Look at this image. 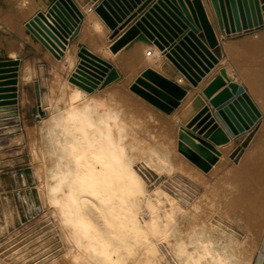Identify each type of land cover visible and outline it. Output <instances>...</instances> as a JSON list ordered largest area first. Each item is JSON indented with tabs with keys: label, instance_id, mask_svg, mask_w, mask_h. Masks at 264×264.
<instances>
[{
	"label": "bare ground",
	"instance_id": "obj_1",
	"mask_svg": "<svg viewBox=\"0 0 264 264\" xmlns=\"http://www.w3.org/2000/svg\"><path fill=\"white\" fill-rule=\"evenodd\" d=\"M46 2L47 0H27L17 10L4 11L0 7L1 26L16 33L21 40H28L41 49L42 57H45L59 74L58 90L53 95L52 82L50 83L42 75V69H39L40 76L36 82L39 91L38 105L44 115L36 121L25 118L23 123L26 132L14 133L8 141V145L21 143L27 136L25 142L33 166L32 174L41 183L38 188L41 203L52 207L62 241L68 245L65 256L57 258V255L50 253L53 247L48 246L47 240L39 238L33 244L32 253L35 258L37 260L41 258L43 264H160L153 263L148 258L137 262V247L147 232V228L139 219L142 213L141 198L145 195L146 189L142 177L135 169L137 164V167H149L159 174L164 172L170 175L173 172H180L203 186V190L191 205L188 222L179 229L171 226V248L175 257L183 264H248L242 256V248L235 234L224 224L214 223L212 217L215 213L230 212V201L227 199L222 201L220 192L223 190L226 194L223 197L226 198L231 191L237 189V185L232 184L227 177L238 174L248 177L250 172H246L245 169L254 162L257 152L249 146L244 153L242 152L243 155L237 163L228 165L219 177L218 183L206 182V175L215 173L221 165L227 164L225 154L229 147L222 145L228 143L231 137L225 143L214 144L218 151L217 160L206 172L183 155L178 147V131L181 127H185L182 118L189 110L194 97L182 108L180 114L174 113V110L179 107L182 100L171 113L160 111L161 114L156 118L154 115L157 112L150 109L147 106L148 102L129 87L145 69H152L151 66L155 65L154 55L152 56L151 47L148 45H136L132 51L121 52L120 50L125 47L123 46L112 52L109 48L110 44L105 45L90 38L89 48L93 52L87 50L96 55L94 50L98 47L103 57L96 56L108 62L117 71L118 78L103 86L98 85L91 92H86L72 83L69 76L74 70L70 75L69 70L75 60L73 41L67 40L63 53L56 56L37 37L39 42L33 41L25 32L27 21L24 22V19L36 8H42ZM83 11L86 13L87 26L94 33L98 32L101 24L92 14V11L96 13L94 8L91 10L87 6ZM3 42L6 50L14 44L12 41L5 42L0 39V44ZM228 43H225V47L231 55L230 52L242 51L252 46L259 47L260 43H264V33L263 39L259 41L257 39L256 44L242 42L241 46H236ZM9 54L14 55L13 52ZM123 55L128 59L124 69L119 65L120 57ZM236 58L238 61L234 65L226 66L221 70L222 77L225 78L224 80L234 78L237 71L241 80L248 85L251 94H247L263 119L264 132V71H252L245 58ZM33 71L25 64L21 73L22 87L19 88V99L23 111L30 108L33 103L32 93L26 87L33 77ZM110 85L115 87L111 92L112 96L117 95L119 98H124V101L141 104L145 108L146 118H141V113L134 121L137 132L132 130L129 122L130 112L123 102L95 92L96 89ZM188 91L190 90H187L184 96V104L193 94ZM141 108L140 112H142ZM3 110H0V117L15 113L14 110H9V113ZM160 115L166 117L159 118ZM154 121L159 122L162 132L152 126L151 122ZM170 129L173 140L169 139L171 136L166 138L163 135V131L165 134V131ZM15 130L16 126L3 127L0 133L8 134ZM193 133L197 134L196 131ZM168 135L166 132V136ZM202 135L198 134L200 137ZM252 167L253 165L250 168ZM223 179L226 185L221 186L220 181ZM254 190L256 193L263 191L259 184L255 185ZM154 198H157V195ZM190 198L185 194L184 201ZM11 207L4 208L6 221L11 220ZM241 209H244L243 202ZM150 218L149 230L161 229L158 216L154 214ZM261 221L262 219L259 222ZM1 230L4 231L6 228L2 227ZM55 245L59 247L58 244ZM10 257L18 263L24 259L19 250L12 252ZM81 257L84 258V262L79 261ZM0 264L8 263L0 260ZM256 264H264V243Z\"/></svg>",
	"mask_w": 264,
	"mask_h": 264
},
{
	"label": "water",
	"instance_id": "obj_2",
	"mask_svg": "<svg viewBox=\"0 0 264 264\" xmlns=\"http://www.w3.org/2000/svg\"><path fill=\"white\" fill-rule=\"evenodd\" d=\"M207 1L213 7L222 34L263 24L259 0ZM94 11L111 30V38L117 36L109 46L112 52L133 40L152 41L192 86H197L201 77L218 61L214 52L218 40L202 0H100ZM80 16L72 0H54L45 13L37 11L26 22V27L53 54L60 56L68 38L76 35L75 20ZM136 16L118 35L119 30ZM78 57L69 80L86 92L118 78L117 71L108 62L84 46L79 48ZM18 65V58L0 59V110L15 108ZM221 86L225 87L211 97ZM129 87L164 113H171L178 107L187 91L186 87L150 68L145 69ZM38 92L36 83L37 119L44 115L38 105ZM202 93L206 98L211 97L212 109L199 94L194 96L182 118L185 127L178 131V147L189 161L206 172L217 160L218 151L214 144L225 143L230 137L249 130L260 118V113L242 85L233 81L226 84L222 71L211 79Z\"/></svg>",
	"mask_w": 264,
	"mask_h": 264
},
{
	"label": "rangeland",
	"instance_id": "obj_3",
	"mask_svg": "<svg viewBox=\"0 0 264 264\" xmlns=\"http://www.w3.org/2000/svg\"><path fill=\"white\" fill-rule=\"evenodd\" d=\"M26 1L0 0V7L4 11L17 10ZM1 27L4 28L3 26ZM4 36L6 34L3 30H0V39L6 42L8 38ZM1 46L5 48L4 42L0 44V50L2 49ZM1 56H6L5 51H0V59ZM39 65H42L45 69L44 77L50 83L52 82L51 92L53 95L56 94L58 88L55 83H58L57 79L59 80V77L47 60L40 59ZM108 95L113 99H119L125 104L130 112L129 122L132 130L137 132V126L134 122L137 118V105L127 102L126 98V101H124V98H119L117 95L114 97L111 92ZM36 110L37 105H35L33 110L37 116L38 112ZM5 111L7 110H3V112ZM262 124L263 119L260 117L247 133L236 140L233 148L229 149V153H226L227 164L221 165L215 173L206 175L207 178L205 179L209 184L218 183L219 177L228 165L237 163L249 146L257 152L254 162L245 169L246 172H250L248 177L241 174L227 177V180L237 185V189L231 191L226 198L223 197L226 195L225 192L223 190L220 192L222 201L226 199L230 201V212L228 214L215 213L212 217L214 223L224 224L235 234L242 248V256L247 260L248 264H256L264 243V132ZM13 125L20 129L18 132L21 130L26 132L22 121H18L17 115L0 117V130L3 127L11 128ZM155 129L162 132L159 127ZM168 131H165V134L163 131V135L166 138L171 136L169 139H172V130ZM166 132L169 134L168 136H166ZM14 133H0V230L2 227L6 228L4 231L1 230L2 232L0 233V260L6 261L8 264H43L42 259L37 260L32 253L33 244L39 238L47 240L48 246L50 248L53 247L50 252L52 255H57V258H63L68 250V245L62 241L59 228L54 220L55 213L52 207L50 208V206L41 203L38 192L41 183L32 174L33 166L28 155L27 136L20 144L13 143L8 145L7 142ZM135 136H137L136 133ZM252 165L253 167L250 168ZM135 169L145 183L146 192L141 198L142 213L139 215V219L141 224L147 228L145 238L137 247V262L148 258L153 263L183 264L172 253L171 226L179 229L188 222L191 205L198 197L200 191L203 190L202 184L180 172H173L170 175L164 172L159 174L149 167H137V164ZM220 182L221 186L226 185L225 179ZM257 184L263 190L261 193H256L254 190ZM185 194L191 197L186 202L184 201ZM155 195H157V198H154ZM242 202L244 209H241ZM6 206H12L13 219L11 217L12 221L8 220L9 223H6L8 221L4 218V208ZM154 214L160 219V225L163 229L161 227V229L149 230L150 217ZM261 219L262 221L259 222ZM170 221L172 223L175 222V224ZM60 243L61 245H59ZM55 244H58L59 247ZM18 250L21 251V256L24 258L20 263L10 257L12 252ZM23 251L24 254L22 255ZM79 261L84 262V258L81 257Z\"/></svg>",
	"mask_w": 264,
	"mask_h": 264
},
{
	"label": "crops",
	"instance_id": "obj_4",
	"mask_svg": "<svg viewBox=\"0 0 264 264\" xmlns=\"http://www.w3.org/2000/svg\"><path fill=\"white\" fill-rule=\"evenodd\" d=\"M53 1L54 0H47L46 4H44V6L42 8L38 7L35 10H33V12H31V14H29L24 19V22L28 21V19H30L37 11L45 12L46 9L49 7V5ZM72 1L76 5V7L78 8V10L82 16L79 20H75V24H76V27L78 28V31H77L76 35L72 39H70L71 41H73V43L75 45V60H74V64L72 65L71 69L69 70V75L74 70L76 64L79 61V58L76 57V53L79 51V48L81 46H84L86 49L93 52V50L91 48H89L90 47V43H89L90 38H92L95 41L98 40L99 42L104 43L105 45H109L117 37V36H115L114 38H111V30L104 24V22L101 20V18L96 13H94L93 11H92V14L100 22L101 29L98 32L94 33L90 29V27L87 26L86 13L83 11V8L85 9L88 6L91 10H93L94 6L100 0H72ZM202 1H203L204 8L207 12V15H208L211 23L213 24L215 35L218 39V45H217V47L214 48V52H215V55H216L218 61H217V63L214 64V66L212 68L209 69L208 72L205 73L204 76H202V78L198 82L197 86L190 85V83L182 75V73L172 64V62L169 59H167V57H165L164 52L162 50L158 49V47L152 41L150 43H144L140 40H133L132 42H130V44H128L127 46H125L124 48H122L120 50L121 52H128V51H132L136 45H148L149 47H151L150 49H151L152 56L156 55L155 57L153 56V58H154L153 62L156 66L155 65L151 66V68L152 69L154 68L153 70H155L157 73H159L163 77H165L169 80H172L174 82H177L178 84L186 87L187 90H190L191 92H193V94H191V97L185 102V104L183 103L184 102L183 100H185V97L182 99L179 107L176 108V110H174V113H176V114H178V113L180 114L182 108L188 103V101H190L197 94H200L201 98L204 100L205 104L208 105L209 109H212V107L209 103V99L211 97H213L215 94H217L219 91H221L225 86H221L220 88H218L211 95L210 98H206L204 96V94L202 93V90L211 81V79L215 75L219 74V72L224 67L234 65L238 61V59L236 57L245 58V62L247 63L249 68H251L252 71H260V70L264 71V69H263L264 68V43H260L259 47L252 46V47L247 48V49L242 50V51H234L233 53L230 52L231 55L228 54L229 52L227 51V49L225 47V43H227V42H229L228 45L230 43H233V45L236 44V46H241L240 44L242 42H246V43L248 42L251 45V44H256L257 39H258V41L263 39V33H264V16H263L264 0H259V4L261 7V16L263 19L262 25L257 26V27H252V28L246 29V30H241L238 33L234 32V33H230L227 35H222L220 33L217 21L215 19V14L213 12L210 1H207V0H202ZM138 6H139V4L137 5V7ZM136 18H137V16L135 18H133L126 26H124L122 29H120L118 35L120 33H122L129 26V24L132 23ZM122 21H124V20H122ZM118 25H120V23ZM0 30L4 31V33L6 34V36H4V37L8 38V41H12L14 43L13 45L9 46V48L7 50L3 46H1L2 47L1 50L5 51V55H6V56H1V59L19 58V65H18V71H17V74H18L17 75V84H16V86H17V89H16L17 102H16V108H13L12 110H15L14 112L16 114L14 113L13 115H17L18 121L21 120L22 125L24 126L23 120L25 118H29L30 120H33V121L37 120L36 112L34 113V111H33L35 105H37L36 94H35V84L38 81V78L40 76V72H39L40 68L42 69V72H43L42 75L43 76L45 75V69L43 68L42 65H39V61H40V59L46 60V58L42 57L41 49L35 47L34 44H31L28 40H21L16 35V33L8 30L6 28H2L1 26H0ZM25 32L29 36L32 37L33 41H35V42L38 41V39H36V37L34 35H32V33H30V31L25 29ZM9 52H13L14 55H10ZM94 53L100 57H103L102 53L100 52V49L98 47H96V49L94 50ZM153 53H155V54H153ZM252 53H255V54L253 55ZM125 56L126 55H123L122 57H120V60H119V65L122 67V69H124V67L127 66L128 59ZM25 64L29 65L31 67V69L34 70L33 71L34 74H33L32 79L30 80L29 83L26 84V87H28V89L32 93L33 103L31 104L30 108H28L27 110L25 109L26 111H23L22 107L20 105V99H19L20 90H19V88L21 89V87H22L21 73H22V70H23V67L25 66ZM55 73L58 74V72H56V71H55ZM58 77H59V74H58ZM178 79H179V81H178ZM225 81L227 83L229 81H236L237 83H239L240 85H242L245 88V90L248 94H251L249 91L248 85L245 84L241 80V77L237 71L235 72L234 78L226 79ZM58 83H59V80H58ZM58 83H55V84L58 86L59 85ZM113 89H115V87L110 85V86H107L103 89H96L95 92H97L98 95L107 96L108 93L112 92ZM190 91H188V93ZM147 106H149V108L152 109L153 111L157 112V114H155L154 116H156V118H158V115L161 114L160 110L157 109L156 107H154L153 105L148 104V103H147ZM137 107H138L137 115L140 116L142 113L141 118H146V112L144 110L145 108L143 107V105L138 104ZM140 108L142 109V112H140L141 111V110H139ZM177 109H178V111H177ZM5 112L8 113L10 111L7 109V111H5ZM160 116L161 117H159V118H162L164 115H160ZM164 117H166V116H164ZM151 124H152V126H154V128L159 127V122L154 121V122H151ZM13 126H15V125H13ZM18 130H20V129H18V127L16 126V130L12 131V132L16 133V132H18ZM25 131H26V128H25ZM248 131L249 130H246V131L241 132L238 135L234 136L233 138L230 139V141L228 143L222 145V147H227V148L229 147V149L230 148L232 149L236 140H238V138L242 137L243 134L247 133ZM20 132L23 134L25 133L24 130L23 131L21 130ZM15 144H20V143H15ZM229 149H228V151H229Z\"/></svg>",
	"mask_w": 264,
	"mask_h": 264
}]
</instances>
